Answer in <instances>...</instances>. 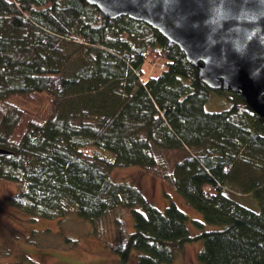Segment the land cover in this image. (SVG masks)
Wrapping results in <instances>:
<instances>
[{"label": "trees", "instance_id": "trees-1", "mask_svg": "<svg viewBox=\"0 0 264 264\" xmlns=\"http://www.w3.org/2000/svg\"><path fill=\"white\" fill-rule=\"evenodd\" d=\"M147 59L163 69L146 75ZM210 91L143 22L108 19L85 0H0V180L19 186L8 202L32 220L96 223L131 210L120 263H171L200 241V264H264V118L233 92L206 111ZM43 96L49 108L37 116L14 103ZM178 150L167 169L164 154ZM128 166L163 178L201 215L199 230L174 203L159 210L110 177Z\"/></svg>", "mask_w": 264, "mask_h": 264}, {"label": "rangeland", "instance_id": "rangeland-1", "mask_svg": "<svg viewBox=\"0 0 264 264\" xmlns=\"http://www.w3.org/2000/svg\"><path fill=\"white\" fill-rule=\"evenodd\" d=\"M160 69V59H147L142 65L146 75H156ZM231 93L227 90L221 93L210 91L204 109L216 111L226 108V98ZM14 103L36 116L49 108L45 96L37 97L34 101ZM184 154L183 150L167 151L164 154L166 168L170 169ZM110 177L115 182L133 183L159 210H163L168 202L174 203L188 215L190 232L199 230L192 221L201 219V215L182 202V198L163 178L137 166L114 168ZM18 188L17 183L0 180V264H132L131 260L120 263L116 254L118 244L133 230L131 210H113L96 223L79 219L74 213L61 219L32 220L8 202V197L13 196ZM235 198L242 204L258 209L257 202L250 196L239 195ZM201 246L200 241L186 243L176 253L175 260L167 264H200L197 252Z\"/></svg>", "mask_w": 264, "mask_h": 264}, {"label": "water", "instance_id": "water-1", "mask_svg": "<svg viewBox=\"0 0 264 264\" xmlns=\"http://www.w3.org/2000/svg\"><path fill=\"white\" fill-rule=\"evenodd\" d=\"M108 19L127 17L176 45L211 90L239 93L264 118V0H85ZM0 153L7 152L0 149Z\"/></svg>", "mask_w": 264, "mask_h": 264}, {"label": "bare ground", "instance_id": "bare-ground-1", "mask_svg": "<svg viewBox=\"0 0 264 264\" xmlns=\"http://www.w3.org/2000/svg\"><path fill=\"white\" fill-rule=\"evenodd\" d=\"M105 17V16H104ZM180 50V49H179ZM202 63L201 62H199L197 65H194V64H192L193 66H195L196 68H197V78H198V80L200 81V79H199V77H198V72H199V66L201 65Z\"/></svg>", "mask_w": 264, "mask_h": 264}]
</instances>
